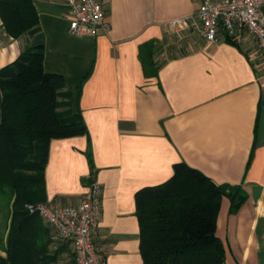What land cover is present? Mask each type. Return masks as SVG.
Listing matches in <instances>:
<instances>
[{
  "label": "crops",
  "instance_id": "0c3cea01",
  "mask_svg": "<svg viewBox=\"0 0 264 264\" xmlns=\"http://www.w3.org/2000/svg\"><path fill=\"white\" fill-rule=\"evenodd\" d=\"M99 2L110 24L99 36L69 33L68 0H34L39 23L19 39L0 18V70L44 46L45 72L65 80L60 111L79 114L87 128L51 141L45 202L77 206L98 182L96 247L108 264H144L137 194L186 164L245 196L234 211L222 200L223 264H264V53L257 39L221 30L208 44L197 32L167 28L202 0ZM50 248L54 264H74L72 243L56 249L51 239Z\"/></svg>",
  "mask_w": 264,
  "mask_h": 264
},
{
  "label": "trees",
  "instance_id": "16d2710c",
  "mask_svg": "<svg viewBox=\"0 0 264 264\" xmlns=\"http://www.w3.org/2000/svg\"><path fill=\"white\" fill-rule=\"evenodd\" d=\"M0 18L15 39L39 23L34 0H0ZM44 55V46L30 48L0 70V197L9 209L0 264L55 263L51 229L26 206L46 203L51 141L87 134L79 114L60 111L65 80L45 72ZM224 198L232 201L233 211L245 200L240 189L219 186L186 164H177L169 181L140 190L136 201L144 264H223L217 218Z\"/></svg>",
  "mask_w": 264,
  "mask_h": 264
},
{
  "label": "built area",
  "instance_id": "2783aa9c",
  "mask_svg": "<svg viewBox=\"0 0 264 264\" xmlns=\"http://www.w3.org/2000/svg\"><path fill=\"white\" fill-rule=\"evenodd\" d=\"M67 5L72 36L109 33L110 24L99 0H68ZM166 26L178 36L197 32L208 44L217 42L221 30L230 37L247 32L257 39L264 53V0H202L194 14L172 20ZM101 196L102 187L95 181L77 206L36 203L26 208L30 214L39 215L51 229L56 249L66 243L73 244L75 264H108L94 242L102 214Z\"/></svg>",
  "mask_w": 264,
  "mask_h": 264
},
{
  "label": "rangeland",
  "instance_id": "374dc122",
  "mask_svg": "<svg viewBox=\"0 0 264 264\" xmlns=\"http://www.w3.org/2000/svg\"><path fill=\"white\" fill-rule=\"evenodd\" d=\"M5 202H6V199L0 197V240L3 238L7 225H8L9 209L7 208ZM72 262L74 264L76 263V257H75V260H72Z\"/></svg>",
  "mask_w": 264,
  "mask_h": 264
}]
</instances>
